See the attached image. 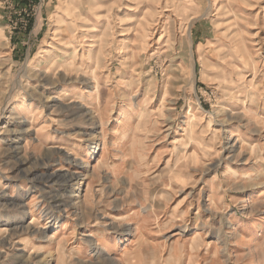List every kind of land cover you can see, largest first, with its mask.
<instances>
[{
	"label": "rangeland",
	"instance_id": "1",
	"mask_svg": "<svg viewBox=\"0 0 264 264\" xmlns=\"http://www.w3.org/2000/svg\"><path fill=\"white\" fill-rule=\"evenodd\" d=\"M0 264H264V0H0Z\"/></svg>",
	"mask_w": 264,
	"mask_h": 264
},
{
	"label": "crops",
	"instance_id": "2",
	"mask_svg": "<svg viewBox=\"0 0 264 264\" xmlns=\"http://www.w3.org/2000/svg\"><path fill=\"white\" fill-rule=\"evenodd\" d=\"M17 208H18V207H17ZM49 210H51V209H49ZM51 212H53V210H51ZM51 212H50V213H51ZM51 215H53V214L51 213ZM18 224H19V223H18ZM103 238H105V237H103ZM103 238H102V239H103ZM102 241H104V239H103ZM97 242H99V241H97ZM103 243H104V242H103ZM98 244L101 245L100 242H99ZM102 246H103V245H102ZM103 249L105 250V247H104V246H103Z\"/></svg>",
	"mask_w": 264,
	"mask_h": 264
},
{
	"label": "bare ground",
	"instance_id": "3",
	"mask_svg": "<svg viewBox=\"0 0 264 264\" xmlns=\"http://www.w3.org/2000/svg\"><path fill=\"white\" fill-rule=\"evenodd\" d=\"M53 176H54V175L50 176L49 179H53ZM67 204H68V203H67ZM17 227H18V226H17ZM20 228H21V227H20ZM19 243H20V242H19Z\"/></svg>",
	"mask_w": 264,
	"mask_h": 264
}]
</instances>
